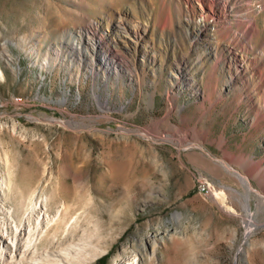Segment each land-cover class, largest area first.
<instances>
[{"label":"rangeland","instance_id":"rangeland-1","mask_svg":"<svg viewBox=\"0 0 264 264\" xmlns=\"http://www.w3.org/2000/svg\"><path fill=\"white\" fill-rule=\"evenodd\" d=\"M1 237L0 264H264V0H0Z\"/></svg>","mask_w":264,"mask_h":264},{"label":"built area","instance_id":"built-area-1","mask_svg":"<svg viewBox=\"0 0 264 264\" xmlns=\"http://www.w3.org/2000/svg\"><path fill=\"white\" fill-rule=\"evenodd\" d=\"M194 190L202 197L214 196V194L217 193V191L206 180L202 178H199L196 181Z\"/></svg>","mask_w":264,"mask_h":264},{"label":"bare ground","instance_id":"bare-ground-1","mask_svg":"<svg viewBox=\"0 0 264 264\" xmlns=\"http://www.w3.org/2000/svg\"><path fill=\"white\" fill-rule=\"evenodd\" d=\"M0 241H1V243L3 244H5V245H7L8 247L10 246V247H12V244H9V243H7V239L5 238V237H1L0 238ZM5 260V259H4ZM4 262H6V260L5 261H3L2 263H4ZM7 262H9L8 260H7ZM6 262V263H7ZM9 264V263H8Z\"/></svg>","mask_w":264,"mask_h":264},{"label":"trees","instance_id":"trees-1","mask_svg":"<svg viewBox=\"0 0 264 264\" xmlns=\"http://www.w3.org/2000/svg\"><path fill=\"white\" fill-rule=\"evenodd\" d=\"M106 259V256L102 257L96 264H104V261Z\"/></svg>","mask_w":264,"mask_h":264}]
</instances>
